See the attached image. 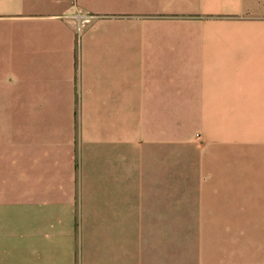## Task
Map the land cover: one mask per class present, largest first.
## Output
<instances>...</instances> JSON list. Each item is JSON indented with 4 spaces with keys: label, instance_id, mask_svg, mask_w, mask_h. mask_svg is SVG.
Instances as JSON below:
<instances>
[{
    "label": "crops",
    "instance_id": "crops-1",
    "mask_svg": "<svg viewBox=\"0 0 264 264\" xmlns=\"http://www.w3.org/2000/svg\"><path fill=\"white\" fill-rule=\"evenodd\" d=\"M182 228L264 264V0H0V264Z\"/></svg>",
    "mask_w": 264,
    "mask_h": 264
},
{
    "label": "rangeland",
    "instance_id": "rangeland-1",
    "mask_svg": "<svg viewBox=\"0 0 264 264\" xmlns=\"http://www.w3.org/2000/svg\"><path fill=\"white\" fill-rule=\"evenodd\" d=\"M228 217H231L232 220L233 216ZM200 220L202 219L193 217L189 221L198 222ZM227 222L222 223L221 226L225 227L226 224L233 226L235 224L231 221ZM182 229H192L193 231L190 233L179 232L176 235L175 257L177 264H201L203 248L206 246L210 235L195 232L202 228ZM174 238L175 235H172L171 239L169 233L131 234V264H176L175 258H170V245L171 242L174 245Z\"/></svg>",
    "mask_w": 264,
    "mask_h": 264
}]
</instances>
